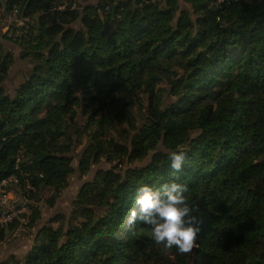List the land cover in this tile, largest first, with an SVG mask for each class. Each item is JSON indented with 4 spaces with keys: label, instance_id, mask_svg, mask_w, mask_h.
I'll return each instance as SVG.
<instances>
[{
    "label": "trees",
    "instance_id": "1",
    "mask_svg": "<svg viewBox=\"0 0 264 264\" xmlns=\"http://www.w3.org/2000/svg\"><path fill=\"white\" fill-rule=\"evenodd\" d=\"M4 1L30 20L3 39L31 68L10 92L15 55L0 42V181L28 179L31 197L49 188L52 205L74 171L79 116L90 128L80 174L101 158L115 163L81 186L69 220L38 229L22 264H264V0ZM139 99L141 124L114 136V118ZM171 151L186 153L179 173ZM176 175L203 219L190 253L126 223L136 187ZM30 216L33 227L40 213Z\"/></svg>",
    "mask_w": 264,
    "mask_h": 264
},
{
    "label": "rangeland",
    "instance_id": "2",
    "mask_svg": "<svg viewBox=\"0 0 264 264\" xmlns=\"http://www.w3.org/2000/svg\"><path fill=\"white\" fill-rule=\"evenodd\" d=\"M72 1V5L75 7L80 3L95 4L98 0ZM180 6L186 7V3H184L183 0H180ZM14 27L18 26L14 25ZM3 40L5 43L3 45L4 50L15 55L14 63L10 69V72H8L7 81L5 83L6 86H8L10 92H12L13 88L22 82V80L28 74L31 68V58H21V53L23 51L22 48L13 40L7 38ZM159 85L164 89L170 88L165 82H161ZM141 103L142 99L136 100L133 108L128 111H122L119 116L114 118L116 125L112 131L114 136L127 139L133 133V127L135 125L141 124V107H143ZM88 123L89 121L87 116H79L78 124L82 128V137L79 143H75L73 150L70 153L74 171L70 174L68 185L61 191L56 201L52 205L47 202V199L51 194V190L49 188L44 189L40 195H37L36 197H31L32 193H30V190L25 192L28 212H22L18 214V217L14 218L9 223L7 233H5V235H7L3 240L0 241V264H22L24 257L35 243V237L38 229L46 223H49V221L55 216H59V221L52 223L54 227H57L60 222L69 220L71 211L75 207L76 196L81 186L86 182L91 181L98 170L109 169L115 165V163H110L105 158H101L97 163H94L90 166L89 171L85 175L80 174L78 170V162L80 156L90 143V128L88 130L86 129ZM151 155L152 152H149V154L140 161L124 164L123 170L128 167L144 166L150 160ZM23 183L24 182H22V189L25 187ZM32 191L35 192V189ZM33 209L39 211L40 217L35 222L33 227H29L28 224L30 223V215L32 214Z\"/></svg>",
    "mask_w": 264,
    "mask_h": 264
},
{
    "label": "clouds",
    "instance_id": "3",
    "mask_svg": "<svg viewBox=\"0 0 264 264\" xmlns=\"http://www.w3.org/2000/svg\"><path fill=\"white\" fill-rule=\"evenodd\" d=\"M169 159L170 167L179 173L186 163V153L171 151ZM179 180L176 175L175 179L157 187L149 184L136 187L126 223L134 226L142 222L150 227V235L156 243L190 253L198 241L203 219L196 214L198 206L187 200V185Z\"/></svg>",
    "mask_w": 264,
    "mask_h": 264
},
{
    "label": "built area",
    "instance_id": "4",
    "mask_svg": "<svg viewBox=\"0 0 264 264\" xmlns=\"http://www.w3.org/2000/svg\"><path fill=\"white\" fill-rule=\"evenodd\" d=\"M156 1L159 0H141L143 3ZM234 1L237 0H210V3L215 8H221ZM0 22H4L7 25L6 32L8 34H17L12 32L11 26H24L30 20L20 16L19 9L14 6L9 11L0 9ZM18 169L19 167L17 166L16 171ZM18 171L22 172L21 169ZM23 184L25 186L24 189H22V182H20L16 173H11L0 181V224L2 226H7L14 218L18 217V214L28 212L25 192L32 190L33 187L28 179Z\"/></svg>",
    "mask_w": 264,
    "mask_h": 264
},
{
    "label": "crops",
    "instance_id": "5",
    "mask_svg": "<svg viewBox=\"0 0 264 264\" xmlns=\"http://www.w3.org/2000/svg\"><path fill=\"white\" fill-rule=\"evenodd\" d=\"M7 25L4 22H0V42L4 45L3 35L6 33Z\"/></svg>",
    "mask_w": 264,
    "mask_h": 264
},
{
    "label": "water",
    "instance_id": "6",
    "mask_svg": "<svg viewBox=\"0 0 264 264\" xmlns=\"http://www.w3.org/2000/svg\"><path fill=\"white\" fill-rule=\"evenodd\" d=\"M3 1V3L5 4V1L4 0H2ZM194 249V248H193Z\"/></svg>",
    "mask_w": 264,
    "mask_h": 264
}]
</instances>
